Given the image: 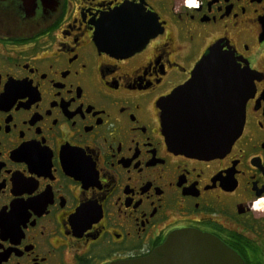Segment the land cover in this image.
<instances>
[{
    "label": "flooded vegetation",
    "instance_id": "obj_1",
    "mask_svg": "<svg viewBox=\"0 0 264 264\" xmlns=\"http://www.w3.org/2000/svg\"><path fill=\"white\" fill-rule=\"evenodd\" d=\"M215 47L245 124L190 156L161 104ZM188 230L264 264V0H0V264L140 260Z\"/></svg>",
    "mask_w": 264,
    "mask_h": 264
},
{
    "label": "water",
    "instance_id": "obj_2",
    "mask_svg": "<svg viewBox=\"0 0 264 264\" xmlns=\"http://www.w3.org/2000/svg\"><path fill=\"white\" fill-rule=\"evenodd\" d=\"M234 59L215 47L191 80L161 104L162 127L172 147L202 158L225 155L241 135L247 100ZM229 68V69H227ZM113 264H243L219 240L195 231L173 233L150 256Z\"/></svg>",
    "mask_w": 264,
    "mask_h": 264
},
{
    "label": "built area",
    "instance_id": "obj_3",
    "mask_svg": "<svg viewBox=\"0 0 264 264\" xmlns=\"http://www.w3.org/2000/svg\"><path fill=\"white\" fill-rule=\"evenodd\" d=\"M188 7H192L191 5H189Z\"/></svg>",
    "mask_w": 264,
    "mask_h": 264
},
{
    "label": "snow or ice",
    "instance_id": "obj_4",
    "mask_svg": "<svg viewBox=\"0 0 264 264\" xmlns=\"http://www.w3.org/2000/svg\"><path fill=\"white\" fill-rule=\"evenodd\" d=\"M193 2H194V0H193Z\"/></svg>",
    "mask_w": 264,
    "mask_h": 264
}]
</instances>
